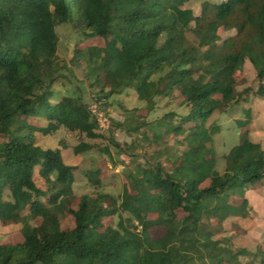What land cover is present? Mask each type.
I'll return each mask as SVG.
<instances>
[{"label": "trees", "instance_id": "16d2710c", "mask_svg": "<svg viewBox=\"0 0 264 264\" xmlns=\"http://www.w3.org/2000/svg\"><path fill=\"white\" fill-rule=\"evenodd\" d=\"M64 24L80 34L70 61L59 55ZM222 27L237 34L222 38ZM97 37L105 45L81 47ZM248 60L256 81L247 84ZM70 66L87 70L102 100L135 89L150 104L148 112L140 110L146 114L158 97L182 94L190 110L180 121L172 113L132 127L152 143L174 134L185 144L170 155L169 167L149 161L127 176L118 197L74 192L77 166L35 137L61 127L92 139L105 136L82 96L52 101L54 84ZM253 96L264 99V0H0V224H22L24 236L0 244V264H243L241 256L251 251L229 237L214 238L209 224L250 215L246 192L264 180V143L252 128L245 130L220 173L214 135L221 126L211 119L244 110ZM245 112L241 127L251 122V108ZM93 148L82 142L74 150ZM101 171L87 174L97 186ZM124 212L131 216L124 219ZM64 214L73 216V227L62 226ZM110 216L120 217L117 227L106 226ZM132 218L138 226L126 223ZM153 228L163 235L153 238ZM246 264H264V251L259 263Z\"/></svg>", "mask_w": 264, "mask_h": 264}, {"label": "rangeland", "instance_id": "374dc122", "mask_svg": "<svg viewBox=\"0 0 264 264\" xmlns=\"http://www.w3.org/2000/svg\"><path fill=\"white\" fill-rule=\"evenodd\" d=\"M195 7L199 14L201 10L200 3H195ZM58 32L60 34L59 55L62 59L70 61L75 54L80 34L74 29L72 24L59 26ZM236 34V29L226 30L223 27L220 29L222 38H229ZM190 37L193 39L192 34ZM95 44L105 45V40L100 37L93 38L83 42L81 47H88ZM244 69L246 83L256 81V71L249 60ZM242 74L239 72L238 76H242ZM90 83L91 81L87 78V70L84 67L70 66L69 68H65L53 86L55 94L52 101L58 102L66 95L82 96L89 103L90 108L92 110L95 109L93 111L99 122V131L105 136L92 139L78 131H70L65 127H61L59 130L47 135L40 132L36 133V143L45 149H61L65 163L77 166L75 170L76 180L73 186L76 194L96 196L99 193H109L118 197L123 193L127 176L130 173H137L138 168L147 166L151 160L162 161L169 167V161L172 160L170 155L176 152H178L176 154H179L185 148V144L177 143L178 137L174 134L164 138L161 143H152L150 140L147 141L143 134L132 130V127L144 121L150 123L157 122L172 113L175 114V122H178L181 119L180 117H186L188 115L190 107L184 101L182 94L179 91H175L171 96L158 97L156 99V107L146 114V112L140 110L145 108L148 112L150 104L145 100H140L135 89L130 88L124 94L116 95L109 100H102L98 96V88L91 87ZM250 99L245 102L243 108L246 109L249 107L252 110V107H255L257 109L258 102L264 107V99H260L257 96H253ZM245 109L242 111H233L232 108L223 113L217 112L211 119L214 124L221 126V131L214 135V147L218 153L216 168L220 173L225 172L226 169V159L224 156L233 146L239 143L241 134L249 129L247 128L248 125L241 127L237 123L239 119L249 118ZM260 113L262 115V112ZM234 116L236 118L238 117V119L235 120L233 118ZM250 118L252 121L253 115ZM38 123L41 126H45L48 120L46 117L41 116ZM263 138L264 133L263 137L260 135L259 139L262 140ZM113 141L122 144L128 150L122 151ZM82 142L93 144L94 148L87 152L77 154L74 148ZM262 142L264 143V140ZM106 148L109 149L111 155L106 151ZM99 168L102 170L100 175L102 177L101 186L95 185L87 175L90 171ZM56 176V173H54L53 177L55 178ZM36 179L40 187L47 189L44 178L37 175ZM247 196H251L253 200L259 198L264 202V187L261 183H257L254 189L249 190ZM241 201L242 199L239 196H234L231 199V202L237 205ZM130 216L127 212L123 213L124 219ZM261 218L264 219V209L257 211L252 207V210L250 208V215L246 218H240L238 220L229 218L223 222L212 221L209 224V228L215 231L214 238L223 239L224 237H229L231 243L236 248L246 247L251 251L253 256H241L243 264H246L252 259H255L259 263L262 252L264 251V220L260 221ZM119 221V216L105 218L106 226L112 225L117 227ZM37 222H39V219ZM126 223L131 226H138V221L135 218H132L131 223L129 221ZM74 224L73 216L65 214L62 216V226L64 228L73 227ZM150 232L153 238H159L163 235L161 228H153ZM23 240L22 224H10L8 226L0 224V244L17 243Z\"/></svg>", "mask_w": 264, "mask_h": 264}, {"label": "crops", "instance_id": "0c3cea01", "mask_svg": "<svg viewBox=\"0 0 264 264\" xmlns=\"http://www.w3.org/2000/svg\"><path fill=\"white\" fill-rule=\"evenodd\" d=\"M257 107H258L257 109L255 107H252L253 118H252V121L250 122V124L247 126V128H249V129L252 128V130H253V134H252L253 138L254 139L258 138V140H260L259 139L260 135H261V137H263V133H264V107L261 105V103L259 104V102H258ZM260 112H262V115H260L261 114ZM233 118H235V120L238 119V117L236 118L235 116ZM237 123L239 125L238 121H237ZM262 123H263V125H262ZM260 133H262V134H260ZM262 140H264V138ZM260 183L264 187V180L261 181ZM249 190L246 192V197L247 198L249 197L248 200L250 201L251 207H253V209L257 210V211L263 210L264 209V202H262V200H260L259 198L253 200L251 196H247L248 193H249ZM263 220L264 219H262V218L260 219V221H263Z\"/></svg>", "mask_w": 264, "mask_h": 264}, {"label": "built area", "instance_id": "2783aa9c", "mask_svg": "<svg viewBox=\"0 0 264 264\" xmlns=\"http://www.w3.org/2000/svg\"><path fill=\"white\" fill-rule=\"evenodd\" d=\"M91 110H92V108H90ZM93 110H95V109H93ZM92 110V112L94 113V111ZM94 115H95V113H94Z\"/></svg>", "mask_w": 264, "mask_h": 264}]
</instances>
